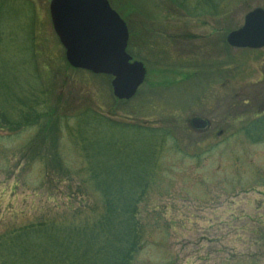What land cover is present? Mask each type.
<instances>
[{
  "label": "rangeland",
  "instance_id": "obj_1",
  "mask_svg": "<svg viewBox=\"0 0 264 264\" xmlns=\"http://www.w3.org/2000/svg\"><path fill=\"white\" fill-rule=\"evenodd\" d=\"M107 1L146 71L127 102L115 100L110 78L67 65L51 0H0V234L86 198L99 211V195L82 196L73 174L87 165L79 116L93 111L167 135L162 183L141 207L155 231L134 264H264V142L245 130L264 114V50L225 43L264 0H227L219 18L169 0ZM23 108L26 122H8Z\"/></svg>",
  "mask_w": 264,
  "mask_h": 264
},
{
  "label": "trees",
  "instance_id": "obj_2",
  "mask_svg": "<svg viewBox=\"0 0 264 264\" xmlns=\"http://www.w3.org/2000/svg\"><path fill=\"white\" fill-rule=\"evenodd\" d=\"M169 1L189 16L210 18L224 16L227 3ZM33 107L36 105L30 104L27 109ZM24 109L8 122H26L30 114ZM79 118L81 153L86 154L87 165L84 174L79 170L73 174L83 176L77 188L82 196L87 190L99 195V211L86 198L77 208L55 206L6 230L0 234V264H134L155 231L141 207L162 183L157 177L162 175L159 160L167 135L160 128L116 123L93 111H85ZM83 124L89 128L86 132ZM246 131L257 135L254 143L264 142V120L251 123ZM54 160L59 164L57 156Z\"/></svg>",
  "mask_w": 264,
  "mask_h": 264
},
{
  "label": "water",
  "instance_id": "obj_3",
  "mask_svg": "<svg viewBox=\"0 0 264 264\" xmlns=\"http://www.w3.org/2000/svg\"><path fill=\"white\" fill-rule=\"evenodd\" d=\"M49 14L72 69L110 77L117 101L126 102L136 95L146 71L127 54L126 24L107 0H51ZM226 42L236 49L264 48V9L248 13L242 28L231 32ZM193 125L199 128L203 124L195 121Z\"/></svg>",
  "mask_w": 264,
  "mask_h": 264
},
{
  "label": "flooded vegetation",
  "instance_id": "obj_4",
  "mask_svg": "<svg viewBox=\"0 0 264 264\" xmlns=\"http://www.w3.org/2000/svg\"><path fill=\"white\" fill-rule=\"evenodd\" d=\"M262 9H264V7L262 8ZM238 30V29H237ZM231 33V32H230ZM230 33H228L227 34V36L230 34ZM227 36H226V38H227ZM226 38H225V43H226V45L228 46V44H227V42H226ZM229 48H231V49H235V50H246V51H260V50H264V48H262V49H258V50H251V49H236V48H232V47H230V46H228ZM225 68V67H224ZM223 75L225 76L226 74H227V72H226V70H223ZM217 74L218 75H220V72H217ZM264 120V114L261 116V117H259V118H255V119H252V120H249L248 121V123H246L245 125H246V128H245V130L248 128V126L251 124V123H255V122H260V121H263ZM200 122L201 124H203L201 127H199V128H196V127H194V125H193V123L194 122ZM191 124H192V126L195 128V129H208L209 128V123L208 122H206V121H201V120H197V119H195V120H193L192 122H191ZM219 134H222V132H219Z\"/></svg>",
  "mask_w": 264,
  "mask_h": 264
}]
</instances>
